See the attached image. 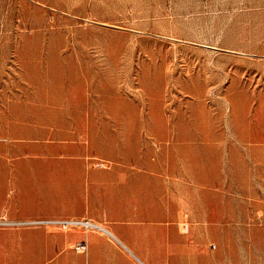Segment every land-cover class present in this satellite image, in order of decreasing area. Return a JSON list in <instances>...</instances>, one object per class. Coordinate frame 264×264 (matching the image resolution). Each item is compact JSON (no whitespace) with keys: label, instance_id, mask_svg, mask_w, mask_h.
Here are the masks:
<instances>
[{"label":"rangeland","instance_id":"rangeland-1","mask_svg":"<svg viewBox=\"0 0 264 264\" xmlns=\"http://www.w3.org/2000/svg\"><path fill=\"white\" fill-rule=\"evenodd\" d=\"M149 195L264 264V0H0V264Z\"/></svg>","mask_w":264,"mask_h":264},{"label":"crops","instance_id":"crops-1","mask_svg":"<svg viewBox=\"0 0 264 264\" xmlns=\"http://www.w3.org/2000/svg\"><path fill=\"white\" fill-rule=\"evenodd\" d=\"M164 192L163 186H156ZM163 196L149 195L141 204L100 215H56L52 220L89 221L85 227L62 230L47 226L50 238L39 264H196V246L191 247L192 214L166 212L159 204ZM134 204L132 201L128 202ZM188 220V225L186 221ZM188 226V230L186 228ZM85 243L86 252L76 251Z\"/></svg>","mask_w":264,"mask_h":264},{"label":"built area","instance_id":"built-area-1","mask_svg":"<svg viewBox=\"0 0 264 264\" xmlns=\"http://www.w3.org/2000/svg\"><path fill=\"white\" fill-rule=\"evenodd\" d=\"M38 224L58 227L65 231L77 227H85L87 230L96 229L95 225H93L89 221L48 220V221L38 222ZM75 249L78 252H86L87 246L85 243H81L77 245Z\"/></svg>","mask_w":264,"mask_h":264}]
</instances>
